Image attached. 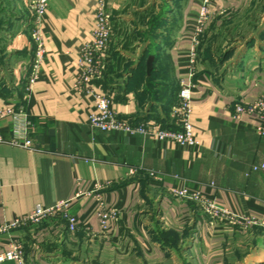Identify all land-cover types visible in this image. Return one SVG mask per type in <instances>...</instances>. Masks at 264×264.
<instances>
[{"label":"crops","instance_id":"crops-1","mask_svg":"<svg viewBox=\"0 0 264 264\" xmlns=\"http://www.w3.org/2000/svg\"><path fill=\"white\" fill-rule=\"evenodd\" d=\"M30 1L0 0V106L23 108L34 126L27 135L32 148L0 143V225L35 207L70 200L78 226L72 231L65 220L50 219L3 233L0 251L18 235L31 264H165L176 260L174 252L177 264H264V169L251 171L264 163V135L247 114L234 118L237 101L250 103L264 93V55L245 54L220 82L200 58L191 74L192 43L180 33L195 22L202 0H105L113 36L106 70L93 89L110 92L121 117L168 126L180 82L192 84L193 133L200 146L101 132L88 124L91 98L73 86L97 0H50L43 25L46 53L26 91L34 58L26 24ZM244 1L215 0L211 12L219 19ZM0 127L5 138L12 136L9 119ZM180 180L263 225L242 229L212 219L196 203L172 195ZM97 196L117 212L106 233L95 214ZM169 231L184 236L187 247L165 246L158 235Z\"/></svg>","mask_w":264,"mask_h":264},{"label":"built area","instance_id":"built-area-1","mask_svg":"<svg viewBox=\"0 0 264 264\" xmlns=\"http://www.w3.org/2000/svg\"><path fill=\"white\" fill-rule=\"evenodd\" d=\"M215 0H202L200 12L193 24H189L181 30L180 36H190L191 47L188 51V62L191 74L195 71L198 61L196 45L197 37L202 33L206 24L213 16L211 7ZM50 0H31V14L26 18L28 32L30 34L34 58L27 78L26 91L30 90L40 71L41 63L45 56L43 25ZM113 36V24L110 13L106 8L105 0H97L94 11L93 29L91 39L85 42L79 49L77 71L75 74L74 89L87 94L92 100V108L88 114L90 128L101 132H121L128 135H143L161 142H172L182 147L197 148L200 142L193 133L192 123V84L180 82L177 92V102L169 112L170 125L163 126L158 121L141 118L133 120L121 117L112 106L110 92H98L93 89L92 83L100 80L107 66V51ZM247 114L254 122L259 135H264V93L254 101L244 103L237 101L234 105V118H240ZM9 119L12 127V136L5 138L0 127V143L6 142L13 146L32 148L33 142L27 135L34 132L28 114L23 108H15L13 104L6 103L0 106V122ZM264 169V163L253 165L251 171ZM133 174L134 170H130ZM108 184V183H107ZM107 184H104L107 185ZM95 185L96 189L101 188ZM81 194L80 190L74 194V198ZM89 194V193H88ZM172 195L181 201H192L212 219L226 221L239 225L242 229L263 223L249 216H239L233 210L223 207L212 198L205 195L202 190L188 185L180 180L173 188ZM95 214L98 218L100 231L106 233L109 230V222L117 216L116 209L108 207L102 197L97 196ZM62 219L68 222L72 231L77 229L78 221L70 212V200L60 202L52 207H35L26 215L16 217L11 222L0 225V234L10 233L28 226L41 224L45 220ZM12 260L17 264H31L27 262L24 251V242L18 235H11L6 246L0 251V262Z\"/></svg>","mask_w":264,"mask_h":264},{"label":"rangeland","instance_id":"rangeland-1","mask_svg":"<svg viewBox=\"0 0 264 264\" xmlns=\"http://www.w3.org/2000/svg\"><path fill=\"white\" fill-rule=\"evenodd\" d=\"M237 8L239 9L219 19L213 15L197 37V56L215 82H220L228 70L231 73L236 71L245 54H249L250 58L259 53L264 55V0H245ZM158 237L164 241L165 246L180 245L177 251L183 250L189 243L185 241L184 236H179L173 231L163 232ZM79 240L80 243L83 242L82 238ZM174 255L176 260H169L165 264H177L180 259L176 252ZM86 256L87 254L81 255L82 260ZM90 256L91 261H97L96 254ZM74 258L77 259L78 255Z\"/></svg>","mask_w":264,"mask_h":264},{"label":"water","instance_id":"water-1","mask_svg":"<svg viewBox=\"0 0 264 264\" xmlns=\"http://www.w3.org/2000/svg\"><path fill=\"white\" fill-rule=\"evenodd\" d=\"M152 61H153V57L150 56L147 60V67H148V70L151 69V66H152Z\"/></svg>","mask_w":264,"mask_h":264},{"label":"trees","instance_id":"trees-1","mask_svg":"<svg viewBox=\"0 0 264 264\" xmlns=\"http://www.w3.org/2000/svg\"><path fill=\"white\" fill-rule=\"evenodd\" d=\"M176 234V233H175Z\"/></svg>","mask_w":264,"mask_h":264}]
</instances>
